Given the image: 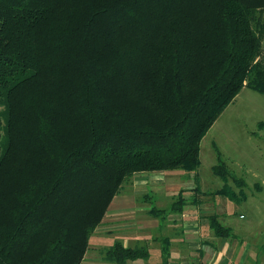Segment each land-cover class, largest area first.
Instances as JSON below:
<instances>
[{
	"label": "trees",
	"instance_id": "obj_1",
	"mask_svg": "<svg viewBox=\"0 0 264 264\" xmlns=\"http://www.w3.org/2000/svg\"><path fill=\"white\" fill-rule=\"evenodd\" d=\"M263 36L264 0H0V264H81L129 175L196 169L240 89L264 93ZM213 171L212 192L235 194L242 179ZM185 205L179 190L149 211ZM209 225L231 236L215 212ZM148 257L104 248L112 264Z\"/></svg>",
	"mask_w": 264,
	"mask_h": 264
},
{
	"label": "rangeland",
	"instance_id": "obj_2",
	"mask_svg": "<svg viewBox=\"0 0 264 264\" xmlns=\"http://www.w3.org/2000/svg\"><path fill=\"white\" fill-rule=\"evenodd\" d=\"M262 46L264 50V36ZM199 158V166L192 171H135L111 202L169 204L179 190L186 202H193L192 189L197 184L204 192L195 194L199 202H213L214 211L222 217L220 221L231 227V238L249 246L251 263L264 264V93L243 86L202 137ZM217 163H223L230 175L242 179L240 185L231 178L227 181L235 194L212 192L225 183L224 177L213 171ZM93 238L99 240L100 234H91L89 243ZM86 254L95 256L93 264L107 262L102 243H91ZM132 260L129 264H146L142 258Z\"/></svg>",
	"mask_w": 264,
	"mask_h": 264
},
{
	"label": "crops",
	"instance_id": "obj_3",
	"mask_svg": "<svg viewBox=\"0 0 264 264\" xmlns=\"http://www.w3.org/2000/svg\"><path fill=\"white\" fill-rule=\"evenodd\" d=\"M192 192L193 202H186L181 211L168 212L165 217L149 210L153 205L167 207L168 202H110L100 224L92 232L96 236L99 233L100 238H93L88 248L93 242L102 243L105 248L119 239L125 246L146 245L149 257L144 259L145 263L162 264L161 245L164 239V242L168 241L170 252L167 264H254L250 261L249 246H243L242 241L231 238L233 236L224 238L215 235L209 225V215L215 212L213 202H199L195 187ZM221 218L218 214V219ZM228 248L232 251L229 252ZM86 253L87 250L84 264H93L95 256ZM130 261L133 260H127L126 264Z\"/></svg>",
	"mask_w": 264,
	"mask_h": 264
}]
</instances>
